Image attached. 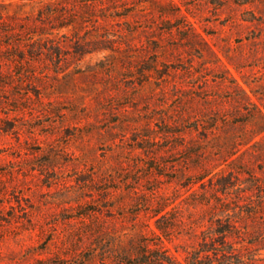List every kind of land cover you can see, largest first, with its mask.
<instances>
[{"label": "rangeland", "instance_id": "374dc122", "mask_svg": "<svg viewBox=\"0 0 264 264\" xmlns=\"http://www.w3.org/2000/svg\"><path fill=\"white\" fill-rule=\"evenodd\" d=\"M0 41V264H264V131L216 150L264 117V0H0Z\"/></svg>", "mask_w": 264, "mask_h": 264}, {"label": "trees", "instance_id": "16d2710c", "mask_svg": "<svg viewBox=\"0 0 264 264\" xmlns=\"http://www.w3.org/2000/svg\"><path fill=\"white\" fill-rule=\"evenodd\" d=\"M10 34H12V32L3 33L2 37L5 38L6 36H8ZM43 34L44 33L39 32V33H37L36 37H38L40 39V38H42ZM36 39L37 38L32 39V41H37ZM0 44H2L1 41H0ZM18 48H20L23 51L25 48V42L18 43L16 45H12V46L9 45V43H7V46H6V49H11V51L13 49L18 50ZM27 50L33 59L35 58V56H38L40 52H43V49L39 48V47H37V48L33 47V48L27 49ZM82 52H83V50H82L81 46L76 48L75 53L79 54ZM10 56H12V55H10ZM23 64H26V62L24 60L18 61V65H23ZM256 115H257V118L259 119V123L254 124L255 125L254 129L252 131H250V134L246 133L247 135L245 134V135H243L242 138H240L237 135V133H230L227 136L228 141H226L224 144L220 145L216 149L220 154L219 160H221L223 163L228 162V160L234 154H236L235 153L236 152L235 148H237L236 144H239V142H240V144L245 145V144L251 142V140L255 136L261 134L264 131V117L261 114V112H259V111L256 112ZM164 125L168 126V128L170 129V130L165 131V132H170L173 135L176 134V137H174L175 139H184V137H182V132H184V131L181 129H177L178 126L181 127L183 125L182 122L177 121V119H173V120L169 121L168 123L165 122ZM177 142H179V141H176V145H178V144L182 145V143H180V142L177 143ZM202 148L203 147H199L198 149L193 150V147H191L190 145L189 146L186 145V149H187L186 151H188L189 156H191V157L195 156L196 158L198 157V159L200 160V161H195V159L193 158L192 162L193 163L196 162L195 168L192 171H188V172L183 173L184 175L194 176L190 179V181H188V184L200 182V181L204 180L208 175H218L220 173L222 174L226 170L225 168H219L220 163L214 164V165H211V163H208V161H206V156L210 153V151L208 152L204 148L203 149ZM226 164H230V163H226ZM155 170L158 171L159 167H155ZM121 204H123V203H121ZM157 204H158L157 207L155 209H153V211H152V213H154L155 216H158L159 214H161L167 206V204L162 200H161V202H157ZM167 214H168V212H165L156 221L157 229L160 230L161 234H163L165 236L170 234V228L171 227H168V226L163 227L160 224V220L164 219ZM223 232H225V231H219V233H223ZM158 250L159 249H157L155 251V257L153 259L154 261L167 262L169 264H178L179 263L176 260V258L173 255H171L170 253L163 255V254H160ZM121 260H125V257H123V259H121ZM187 264H198V261H197V259H193V261L187 260Z\"/></svg>", "mask_w": 264, "mask_h": 264}]
</instances>
